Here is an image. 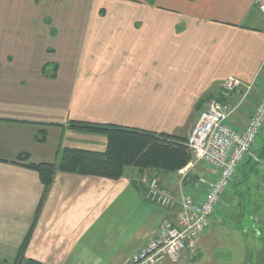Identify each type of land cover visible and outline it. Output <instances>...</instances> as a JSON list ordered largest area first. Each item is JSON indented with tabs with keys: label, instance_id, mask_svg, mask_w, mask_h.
<instances>
[{
	"label": "crops",
	"instance_id": "1",
	"mask_svg": "<svg viewBox=\"0 0 264 264\" xmlns=\"http://www.w3.org/2000/svg\"><path fill=\"white\" fill-rule=\"evenodd\" d=\"M0 1V261L16 260L33 226L26 258L46 264H129L155 238L162 221L176 217L150 201L149 179L157 178L164 191L179 198V172L128 167L121 179L109 180L57 169L37 214L44 194L39 175L13 162L26 154L31 162L58 166L62 144L57 139L71 130L72 120L188 139L199 113L222 99L221 86L229 77L255 81L230 122L243 129L264 93V17L255 0H126L132 9L110 12L117 25L112 20L105 25L111 16L100 12L92 26L85 13L46 8L58 0H12L29 9H7L9 0ZM76 14L82 22L70 19H80ZM89 45L95 54L84 59ZM37 49L55 62L52 75ZM53 84L66 89L60 103L39 94ZM246 93L241 87L230 103L238 105ZM166 117L172 118L165 124ZM41 130L47 135L43 143L36 140ZM69 134L65 147L106 149L104 135ZM263 147L264 130L254 149ZM244 169L235 179L241 172L247 178L253 174L250 166ZM190 170L213 178L208 166L204 172L196 165ZM259 181L258 226L248 235L252 245L245 254L251 256L244 264H264V177ZM196 187L184 183L183 190ZM213 225L211 220L195 250L201 262L208 258Z\"/></svg>",
	"mask_w": 264,
	"mask_h": 264
},
{
	"label": "built area",
	"instance_id": "2",
	"mask_svg": "<svg viewBox=\"0 0 264 264\" xmlns=\"http://www.w3.org/2000/svg\"><path fill=\"white\" fill-rule=\"evenodd\" d=\"M255 5L264 17V0H255ZM242 86L241 81L229 77L221 86L223 100L209 102L199 113L198 120L187 139L194 161L179 172L181 175L179 198L164 191L157 178L149 179L150 201L168 212L175 211L176 217L175 220L164 219L155 238L135 253L129 264L177 262L185 254L194 253L200 236L210 229L211 220L216 216L242 165L251 159L259 170L264 172V158L254 150L264 130V93L243 129L238 130L230 124L252 88L249 86L245 97L234 106L230 100ZM199 163L211 168L213 178L200 177L197 189L191 193L186 192L183 190L186 175L191 167Z\"/></svg>",
	"mask_w": 264,
	"mask_h": 264
},
{
	"label": "trees",
	"instance_id": "3",
	"mask_svg": "<svg viewBox=\"0 0 264 264\" xmlns=\"http://www.w3.org/2000/svg\"><path fill=\"white\" fill-rule=\"evenodd\" d=\"M69 128L81 133L104 135L107 140L106 149L105 151H96L65 147L58 166L55 163H34L30 161L29 155H19L13 163L37 172L44 187V194L39 203L37 214L44 203L47 190L53 183L57 169L65 174L119 180L124 176L128 167L176 173L184 170L194 161V155L187 144V138L180 136L77 120L70 121ZM46 138V131L41 130L36 140L43 143ZM258 155L264 158V148L260 149ZM245 166H250V170H259L258 166L248 159L239 172ZM199 178L197 171L189 170L184 183L193 187L198 183ZM32 230L33 226L25 237L16 260L12 262L4 260L0 261V264H46L25 257V249L30 241Z\"/></svg>",
	"mask_w": 264,
	"mask_h": 264
},
{
	"label": "rangeland",
	"instance_id": "4",
	"mask_svg": "<svg viewBox=\"0 0 264 264\" xmlns=\"http://www.w3.org/2000/svg\"><path fill=\"white\" fill-rule=\"evenodd\" d=\"M10 1V2H9ZM6 4L7 9H20V8H30L31 5H22V2L15 3L12 0H9ZM47 4V3H46ZM132 4L130 2H126V0H58L57 2H53V4L50 2L48 4L49 10H52L54 12H76V13H85L87 16V20L89 21V25L94 24L92 20H94L95 17L98 16L100 12L102 14L109 13L113 11H120V10H126V9H132ZM2 6V2L0 1V9ZM30 6V7H29ZM35 8L36 11H41L43 8L41 7H32ZM96 13H98L96 15ZM80 16H74L70 18L72 21H75L77 23L82 22L81 20V14H76ZM111 19H107V23H104L105 25H110V20H112V24L117 25L114 23L117 19H112L113 14H110ZM81 20V21H79ZM85 21V20H84ZM97 22H99L96 19ZM65 22V20H64ZM86 23V21H85ZM100 24V23H99ZM97 25V24H96ZM93 26V25H92ZM91 26V27H92ZM92 36V34H88L86 37ZM85 37V38H86ZM92 41L90 42V45H92ZM89 45V49H85L84 51V59H93V55L95 54V51L91 49ZM36 56L38 60H42L44 63L48 64V74H53V68L55 65L54 61H50V55L45 54L42 52L41 49H37ZM45 54V56L43 55ZM254 80V79H253ZM252 80V81H253ZM243 81V89H247L249 86H253L255 81ZM54 85V84H53ZM241 89V87H240ZM239 89V90H240ZM47 93H39L41 97L48 98L49 101H58L60 103V100L62 99V91L64 90L66 92V89L60 85H54L53 89L48 88ZM59 94V97L56 98ZM236 94V93H234ZM234 96V95H233ZM223 100V99H221ZM60 105V104H59ZM4 105H2L0 108L2 109ZM12 109L15 108L14 105H5V109ZM16 109V108H15ZM247 110V109H245ZM248 112H252L251 109H248ZM173 116V115H172ZM167 118V119H166ZM165 118V124L168 122V118L172 117H166ZM39 132V131H38ZM37 132V133H38ZM71 132H77L74 130H69V132H66V134L61 138L57 139L59 142H61L62 146L59 149V156L57 164L60 161V157L63 151V148L67 145V142L69 141V133ZM79 133V132H78ZM89 135V134H87ZM93 135V134H92ZM97 135V134H96ZM103 136V135H100ZM105 137V136H103ZM56 137L52 136V139H55ZM106 139V137H105ZM69 146H76V145H69ZM264 148V147H263ZM261 149V148H260ZM260 149H254L257 154L260 153ZM17 160V159H16ZM208 165L199 163L196 165L199 171L204 172V168H207ZM243 170H245L243 168ZM253 170V169H252ZM253 174L250 175L248 178L243 175L241 172L239 174V177H237L232 187L229 189L230 197L227 196L225 198V203H222L218 209V212L216 213V216H214L213 220V228L210 232L209 239L207 241L208 246L206 247L208 250V258L206 261L197 260L195 252L186 256L184 259L181 258L177 262H162L160 264H244L246 260V256H251L250 254L246 255L245 250L247 247H249L250 243L247 242V238L250 236H253L254 234V227L258 226L256 225V217L255 215L259 211L257 209L258 207V200H260V193L258 194L257 188L260 183L259 180L263 179L264 175L259 170L252 171ZM203 194V193H202ZM228 195V192H227ZM254 250L249 248V252L253 253ZM205 252V251H203ZM254 254V253H253ZM183 259V260H182ZM257 256L254 255V260L257 261Z\"/></svg>",
	"mask_w": 264,
	"mask_h": 264
}]
</instances>
